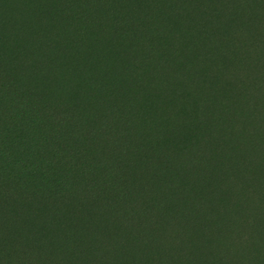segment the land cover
<instances>
[{
	"label": "trees",
	"instance_id": "16d2710c",
	"mask_svg": "<svg viewBox=\"0 0 264 264\" xmlns=\"http://www.w3.org/2000/svg\"><path fill=\"white\" fill-rule=\"evenodd\" d=\"M12 2L0 0V264H192L224 172L249 159L261 175L264 0ZM237 198L222 221H263L230 230L224 250H264V209Z\"/></svg>",
	"mask_w": 264,
	"mask_h": 264
},
{
	"label": "rangeland",
	"instance_id": "374dc122",
	"mask_svg": "<svg viewBox=\"0 0 264 264\" xmlns=\"http://www.w3.org/2000/svg\"><path fill=\"white\" fill-rule=\"evenodd\" d=\"M11 1H13L12 8L20 7L24 10V12L27 10V8L23 7V0ZM26 6H28V4H26ZM34 32V29L30 31L31 34ZM261 149V175L256 173L257 178L252 175V171L249 167L252 161L249 159L245 161L247 163L246 165L239 168L238 173L232 172L234 169H230L231 172L226 170V172H224L221 176V185L218 188L220 193L218 199L213 200L216 212L211 215V217H215L217 215L219 216V219L214 220L211 224L209 229V234L211 235L209 236L210 238L205 237L204 234H198L197 232H194L195 234H193V237L190 238L191 247L189 252H191L194 260L192 264H264V250L244 251L235 247L230 249V253L224 250L226 245L230 246L226 237L230 230L234 229L239 234L241 232V235L246 237L254 236V227L263 220L253 219L251 220L249 227L247 225L243 228L242 219L236 218L235 214L233 215V219L227 220V222L222 221L220 218V214L224 213L223 209H221L223 205H228L229 201L236 196L238 197V207H243L244 205L249 207L251 203H258V206L264 209V145H262ZM244 185V189L241 190V186ZM253 196L255 199L252 200ZM237 204L235 205L236 208H238ZM219 211H221V213ZM246 213L247 211L242 209V214L245 215ZM256 235L258 236L257 233ZM171 255L170 263L178 264V258L175 257L173 253H171ZM7 262L15 264L13 255L7 259ZM155 264H158V261H156Z\"/></svg>",
	"mask_w": 264,
	"mask_h": 264
}]
</instances>
